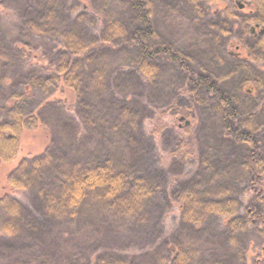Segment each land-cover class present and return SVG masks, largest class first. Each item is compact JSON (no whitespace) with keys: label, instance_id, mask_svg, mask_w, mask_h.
Listing matches in <instances>:
<instances>
[{"label":"rangeland","instance_id":"obj_1","mask_svg":"<svg viewBox=\"0 0 264 264\" xmlns=\"http://www.w3.org/2000/svg\"><path fill=\"white\" fill-rule=\"evenodd\" d=\"M2 1L0 99L11 108L15 104L10 100L12 92L24 91L31 96L33 94L34 98L28 105L33 109L44 96L41 91L23 88V77L33 70L41 73L48 62H57L54 48L63 43L58 41L61 38L56 42L49 35L39 34L24 25L23 17L26 16L22 9L25 2L28 3L25 4L27 10L33 6V13L43 14L39 11L43 8L34 0ZM154 1L152 21L155 30L164 42L191 57V64H188L194 77L198 79L204 74L218 83L223 91L234 97L240 113H257L252 129L264 156V62L250 61L248 41L240 38V19H232L227 24L231 29L226 35L218 25L225 19L227 3L210 6L207 12L203 11L205 16L202 17L195 14L186 0ZM235 3L238 8L233 13L239 18L255 12L254 6L238 0ZM54 9L58 14V24L75 27L86 39L98 41L93 43L97 47L94 51L95 66L106 69L103 75L106 89L95 90L86 80L84 94L79 99L71 90L59 86L51 98L52 102L40 112L45 127L26 131L19 157L0 165V199L4 195L18 199L30 218L29 223L34 220L38 231L32 232L31 226L27 225V232L18 238H11L0 231V264L35 260L47 264H96L97 256L103 254L127 257L129 262H153L162 256L170 257L168 247L177 236L197 254L194 264H257L255 258L264 240L254 228L241 237L245 260L240 262L228 244L225 220L210 218L196 229L182 231L179 204L172 197L176 187L197 175L200 186L213 194L220 192L218 196L226 197L230 192H221L230 190L231 197L240 201L242 214L252 199L251 195L245 196L249 180L241 165L248 147L231 141L220 115L207 106L214 105L215 96L204 88L199 91L193 89L179 65L167 58L156 61L160 66L159 76L153 85H148L140 75H136L130 64L133 48L126 47L120 51L101 46L99 41L104 35L106 11L131 24V12L125 6L111 0H57ZM79 16L82 19L77 22ZM258 27L257 35L264 30V27ZM23 44L36 51L29 57H21ZM195 94L199 95L200 101L196 100ZM125 101L130 107L140 104V127L137 125L138 129H134L136 133L131 129V134L135 133V141H129L127 135H116L111 127L106 128L108 133L100 136L98 128L104 125L99 118L112 104L122 105ZM161 108L167 112L168 129L156 138L151 133V117ZM90 123L96 128L87 126ZM187 123L191 126L190 133H180ZM121 129L128 131L127 128ZM51 140L58 145V152L69 150L70 146L80 155L87 154V160L99 161L115 156L119 162L126 161L128 168L132 167L141 177L158 184L161 192L146 202L147 220L141 222L139 218L102 216L91 206L57 217L47 213L32 191L10 194L7 175L24 157L41 155ZM186 141L191 143L195 159L183 161L172 157L175 147Z\"/></svg>","mask_w":264,"mask_h":264},{"label":"trees","instance_id":"obj_2","mask_svg":"<svg viewBox=\"0 0 264 264\" xmlns=\"http://www.w3.org/2000/svg\"><path fill=\"white\" fill-rule=\"evenodd\" d=\"M3 1L6 2V0ZM34 1L43 8L39 10L43 14L33 13L31 8L33 6L27 10L25 8L27 2H25L22 9L26 16L23 17L24 25L39 34L49 35L50 38H54V41L63 44L54 48L55 55L58 57L57 62H48L47 66L42 67L41 73L33 70L23 77V88L43 93L42 101L35 108L28 107L32 97L34 98L33 94L31 96L24 91L12 92L10 100H13L15 104L11 108L6 107L5 100L0 99V165L11 163L19 157L21 141L26 131L45 127L40 112L52 102L51 98L59 86L62 89L71 90L79 99L84 94L86 80L95 90L106 89L103 76L106 69L95 66L94 51L97 47L93 43L96 41L86 39L75 27H63L64 25L58 24V14L54 9L57 0ZM111 1H115L119 6H125L131 12V24L106 11L104 16L106 26L99 44L120 51L125 50L126 47L133 48L134 56L130 64L135 68L136 75H140L148 85H153L159 76L160 66L156 63L158 59L167 58L170 62L179 65L180 71L186 75L193 89L199 91L204 88L207 93L215 96L214 105L207 104V106L212 112L220 115L229 139L232 138L231 141L235 144L239 143L248 147L241 165L249 180L244 190L245 196L251 195L252 199L245 214H242L240 201L231 197L230 190L221 192H230L226 197L218 196L220 192L213 194L200 186L197 175L176 187L172 194L174 201L179 204L177 207L180 212L182 231L196 229L208 222L210 218H222L226 221L228 244L232 246L240 262H243L245 250L241 245L242 235H246L251 228H254L264 240V156L260 153L256 134L252 129L257 113H240L234 97L223 91L218 83L212 82L211 78L204 74L198 79L194 77L190 67L191 57L185 51L177 50L171 44L164 42L159 32L155 30L152 21L155 14L154 0ZM186 1L194 9L195 14H200L202 17L205 16L203 11L207 12L210 6L227 3L225 19L219 22L218 28L227 35L231 29L227 24L232 19H240L238 26L240 38L242 41H248L250 61L264 62V31L260 36H256L257 32L252 33L254 27H264V0H238L255 8L253 14L241 18L233 13L238 8L235 0ZM81 19L82 16H79L77 22ZM58 38H61V41ZM21 48L23 51L21 57H29L36 51L26 44H23ZM195 95L196 100L200 101L199 95ZM127 104L126 101L122 105L112 104L105 110L103 117L99 118L104 125L98 128L100 136L108 133L109 130L106 128L111 127L116 131V135H127L129 141H135L134 134L137 132L135 130L141 123L140 104L133 107ZM166 114L167 112L161 108L151 117L153 137H161L168 129ZM83 119H86L84 115ZM92 123L87 126L96 128ZM121 128H127L128 131ZM190 128L191 126L184 124L180 133L189 134ZM131 129L135 132L134 134H131ZM70 148L69 146V150L61 149L58 152V145L51 140L41 155L34 158L24 157L14 171L7 175L10 194L18 195L25 191H32L41 200L47 213L57 217L91 206L97 214L102 216L116 219L139 218L141 222L147 220L148 213L144 210L146 202L161 192L158 184L141 177L132 167L128 168L126 161L119 162L115 156L99 161L93 158L87 160V154L80 155ZM171 156L188 161L195 159V151L190 142H181L175 147ZM0 209H2L0 231L5 235L11 238L21 237L27 232V225L31 226L32 232L37 231L34 220L29 223L30 218L18 199L4 195L0 199ZM168 249L170 257H159V261L156 259L153 262L140 263L136 260L129 262L127 257L103 254L97 256L96 264H161V262L162 264H194V259L197 257V254L179 239V236L174 237ZM255 259L257 264H264V243ZM20 264L47 263L35 260Z\"/></svg>","mask_w":264,"mask_h":264},{"label":"flooded vegetation","instance_id":"obj_3","mask_svg":"<svg viewBox=\"0 0 264 264\" xmlns=\"http://www.w3.org/2000/svg\"><path fill=\"white\" fill-rule=\"evenodd\" d=\"M257 27V26H256ZM259 27H257V28H253V30H252V33L253 34H256V32H257V29H258ZM264 31V30H263ZM262 33V31H260L259 33H258V35L257 36H260V34Z\"/></svg>","mask_w":264,"mask_h":264},{"label":"water","instance_id":"obj_4","mask_svg":"<svg viewBox=\"0 0 264 264\" xmlns=\"http://www.w3.org/2000/svg\"><path fill=\"white\" fill-rule=\"evenodd\" d=\"M183 119V118H182ZM188 124V123H187Z\"/></svg>","mask_w":264,"mask_h":264}]
</instances>
